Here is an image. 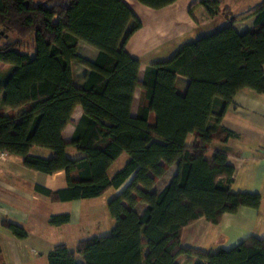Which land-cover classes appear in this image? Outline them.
Listing matches in <instances>:
<instances>
[{"label": "trees", "instance_id": "trees-1", "mask_svg": "<svg viewBox=\"0 0 264 264\" xmlns=\"http://www.w3.org/2000/svg\"><path fill=\"white\" fill-rule=\"evenodd\" d=\"M137 1L160 9L175 0ZM200 4L227 25L149 65L139 83V60L126 52L125 43L141 23L123 0H0V62L10 66L0 75V151L22 157L35 171H64L65 187L34 186L51 201L95 198L126 183L108 202L115 220L110 231L79 240L74 250L54 245L48 264H178L184 253L203 259L194 264H264V238L253 235L208 253L181 246L182 229L198 219L216 224L223 213L261 203L258 193L231 190L234 169L226 151L207 158V144L188 145L186 138L208 132L225 142L232 133L220 121L235 93L245 88L264 93V3L250 13L253 26L243 33L219 0ZM79 41L98 50L95 59L78 54ZM73 63L88 70L80 86ZM177 76L188 79L182 93ZM138 86L142 93L133 116ZM77 105L82 115L67 142L62 131ZM33 146L52 155H32ZM68 146L80 155L69 157ZM122 153L126 163L109 175ZM172 165L170 180L153 189ZM138 203L145 205L141 211L135 209ZM69 221L68 212L49 218L53 226ZM4 225L20 239L27 236L17 224Z\"/></svg>", "mask_w": 264, "mask_h": 264}, {"label": "crops", "instance_id": "crops-1", "mask_svg": "<svg viewBox=\"0 0 264 264\" xmlns=\"http://www.w3.org/2000/svg\"><path fill=\"white\" fill-rule=\"evenodd\" d=\"M200 1L175 0L165 7L153 9L137 0H123L141 23L125 43L126 52L139 60L137 75L139 83L142 82L149 65L168 59L182 45L227 25V20L222 15L210 17ZM253 1L252 5H248V2L240 0H236L234 4L219 0L221 7L223 5L231 7L230 11L236 18L233 27L239 33L252 28L255 17L250 13L264 3V0ZM133 23L131 21L129 25L132 26ZM77 52L89 60L95 59L98 54L95 47L83 41L78 42ZM9 67L8 64L0 62L2 77L6 75ZM72 70L74 82L80 86L83 75L88 70L78 63L72 64ZM187 83L186 77L177 76L175 84L179 92H184ZM141 93L142 88L136 87L131 108L133 116L137 113ZM0 107H2L1 103ZM81 115L82 108L77 105L71 115L70 123L62 131L65 141L71 139L74 124ZM153 120L154 115L151 114L149 121L153 122ZM220 125L232 133L225 142L212 140L209 133L205 132L198 135L189 134L186 143L207 144L209 146L207 158H211L215 150L226 151L227 163L234 169L231 190L258 193L261 203L257 209L242 206L234 213H223L216 224L200 218L185 226L181 231V246L202 253L214 252L220 248L229 249L251 235L264 238V93L248 88L236 92L232 103L221 118ZM29 153L42 157L52 155L51 150L39 146L31 147ZM66 153L71 158L80 155L72 146L67 147ZM127 159V154L122 153L109 167L108 173L114 166L113 172H117ZM175 171V165L169 167L153 189L159 191ZM164 177L162 184L159 185ZM36 184L52 190L63 188L66 186L65 173L57 171L46 174L29 169L24 166L22 157L18 155L7 154L5 159H0V264H48L47 254L53 246L58 243L67 245L65 242L67 229L77 226V231H80L79 236H82L91 232L95 225L89 223L90 219H87L88 223L83 225V206L79 202L82 199L51 201L35 191ZM125 185L126 183L115 189V193L117 194ZM63 205H66V209ZM144 206L143 203H138L135 209L141 211ZM62 210H67L70 214V221L60 226L49 224L50 216L65 213ZM5 221L23 227L27 236L20 239L13 235L5 227ZM112 227L113 218L111 222L106 220V224L100 227L101 231L106 233L99 235L107 234ZM75 245L72 248L67 246L74 250ZM79 257L81 256L77 254L76 260L81 263ZM185 257L188 260L184 264L203 261L196 254L184 253L177 257V263ZM190 257L196 258V261H192Z\"/></svg>", "mask_w": 264, "mask_h": 264}, {"label": "rangeland", "instance_id": "rangeland-1", "mask_svg": "<svg viewBox=\"0 0 264 264\" xmlns=\"http://www.w3.org/2000/svg\"><path fill=\"white\" fill-rule=\"evenodd\" d=\"M224 1L225 2H229L231 4H234L236 0H224ZM240 1L241 2H248L247 3L248 5L249 4L252 5L254 3L253 0H240ZM224 7H227L226 9L231 10V7L228 6V5H225ZM229 12H231V11H229ZM47 150L50 151V149H47ZM44 157H46V156H44ZM114 168H115V166L112 167V169H110V171H109L110 175H112L114 173L113 172ZM164 179H165V177L160 180L159 185L162 184ZM115 196H116L115 189L114 188H109L100 197L87 198V199H82L81 201H79L81 203V205L83 206V212H84L83 225L88 223L87 219L91 220V221H89L90 224L92 222V224L95 223V225H93V229L91 230V232H89L88 234L82 235V236H79L80 235V231H77V229H78L77 226H75V227H73L71 229H67L66 230V234H65V242L67 243V245L69 247H71V248L74 247V245L78 241L77 239L81 240V239H85L87 237H90L92 235H99V234H102V233H106V232H103V230L101 231L100 227H102L103 224H106V220L111 222L112 217H111V215L109 213L107 205H108V202ZM63 208L66 209V205H63ZM62 211L67 212V210H62ZM114 224H115V220L113 219V226H114ZM97 225H99V226H97ZM95 226H97V227H95ZM79 258L81 259V261H83L82 257H79ZM190 258L192 259V261H196L195 260L196 258H192V257H190ZM187 260H188V258L185 257V258H183L181 260H178V263L179 264L180 263L184 264Z\"/></svg>", "mask_w": 264, "mask_h": 264}, {"label": "built area", "instance_id": "built-area-1", "mask_svg": "<svg viewBox=\"0 0 264 264\" xmlns=\"http://www.w3.org/2000/svg\"><path fill=\"white\" fill-rule=\"evenodd\" d=\"M7 153L0 151V159H5Z\"/></svg>", "mask_w": 264, "mask_h": 264}]
</instances>
